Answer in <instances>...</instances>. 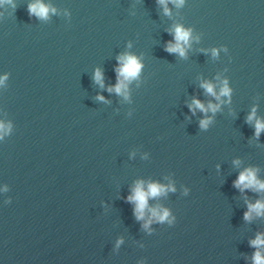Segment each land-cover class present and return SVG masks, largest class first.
I'll return each mask as SVG.
<instances>
[{
	"label": "clouds",
	"instance_id": "9594fccd",
	"mask_svg": "<svg viewBox=\"0 0 264 264\" xmlns=\"http://www.w3.org/2000/svg\"><path fill=\"white\" fill-rule=\"evenodd\" d=\"M5 2L11 3V0H0V4ZM174 2L178 4H182L183 0H174ZM159 3L165 5V13L168 12L166 7L167 0H159ZM55 11V9H50L48 6L44 5L41 0H36V3L29 5V13L36 14L41 18H46L49 11ZM190 32L188 30L183 29L181 26H176L174 30V40L175 43H169L166 50L168 52L179 53V55L183 56L185 54V49L183 45H186L189 41ZM213 56H215L216 50L214 49L212 52ZM119 67L117 68V78L118 82L114 86V88H109V91H115L117 94L127 96V83L132 80L138 78L142 65L139 62L138 58L131 54H123L118 57ZM95 81L103 87V74L97 69L95 76ZM2 83V80H0ZM208 94L216 97L217 100L220 99V96H228L230 94V89L227 86V81H224L223 87L220 90L219 95L214 90V85L210 82H203L201 85ZM98 99L103 100L102 96L98 97ZM192 111L199 109L203 112H207L211 110L215 112L219 105H214L209 103L207 107L202 104L199 100L193 99L192 105L189 106ZM255 119V109H253L252 113L248 116V121L251 122ZM210 123V119H204L200 122V127L202 129L207 128ZM4 125L0 123V129H3ZM264 131V121L260 119H256L255 122V135L258 137ZM238 163V162H237ZM234 186L243 191L245 188H251L255 191H264V181H260L256 176V170L254 169H245L240 173L238 179L234 182ZM167 190H174L171 186L167 188L158 183H149L147 189L145 190L143 182H137L136 187L133 189L132 195L128 197L129 202H134L136 207L134 209V214L136 215L137 220L144 219L145 211H149L152 217L157 218L159 221H165L169 213L167 210H163L160 212L157 208H149L148 200L149 198H155L162 194H164ZM248 211L245 212L244 218L245 220H250L252 218V213H255L257 216L264 215V202L257 201L255 204H249ZM151 223V220L147 221L144 227H148V224ZM251 245L256 247L258 250L253 255V264H264V255L261 254L259 249L264 247V234H258L255 240H252Z\"/></svg>",
	"mask_w": 264,
	"mask_h": 264
}]
</instances>
